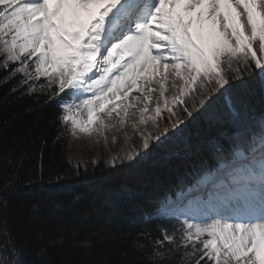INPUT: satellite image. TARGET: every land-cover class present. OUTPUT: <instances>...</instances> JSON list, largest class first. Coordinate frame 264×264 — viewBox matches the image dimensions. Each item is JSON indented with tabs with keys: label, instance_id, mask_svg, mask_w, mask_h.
Instances as JSON below:
<instances>
[{
	"label": "snow or ice",
	"instance_id": "1",
	"mask_svg": "<svg viewBox=\"0 0 264 264\" xmlns=\"http://www.w3.org/2000/svg\"><path fill=\"white\" fill-rule=\"evenodd\" d=\"M0 60V69L9 70L6 79L22 74L30 92L43 78L39 87L50 99L67 96L57 120L72 137L103 136L116 127L114 113L120 128L131 123L141 144L105 163L134 167L174 134L170 129L180 132L208 109L213 94L228 93L227 107L238 117L236 105H247L231 95L233 85L264 91V0H0ZM170 79L176 91L169 97ZM129 109L138 122L126 120ZM78 169L79 162L77 175ZM201 171L197 183H211L212 190L198 215L181 221L185 214H175L178 227L161 226L162 238L155 240L141 233L151 243L137 240L135 250L151 248L147 264H171L176 254L178 264H264V119L258 152L237 149L231 163ZM63 178L56 173L57 182ZM14 185L13 176L0 186V199ZM163 215H172L167 206ZM6 230V220L0 221V234ZM77 246L90 247L91 238ZM5 251L15 255L14 246ZM0 264L18 261L0 254Z\"/></svg>",
	"mask_w": 264,
	"mask_h": 264
},
{
	"label": "trees",
	"instance_id": "2",
	"mask_svg": "<svg viewBox=\"0 0 264 264\" xmlns=\"http://www.w3.org/2000/svg\"><path fill=\"white\" fill-rule=\"evenodd\" d=\"M7 77L9 70L0 69V186L13 176L15 185L0 199V221L8 226L0 234V249L14 246L15 255L0 254L18 264H147L151 248L145 252L133 246L137 240L151 243L141 233L155 240L162 238L161 226L178 227L173 218L154 216L160 200L201 177V169L210 171L236 149L249 148L264 119V91L254 86L242 92L233 85L231 95L247 105H236L238 117L226 107L228 93L213 94L208 109L185 121L180 132L170 129L174 134L142 163L113 167L105 161L141 140L118 150L98 149L93 156L74 152L67 129L57 120L58 99L67 96L50 99L39 87L43 78L30 92V85H21L22 74ZM56 173L64 177L59 182ZM89 237L90 247L77 246ZM178 260L174 255L171 264Z\"/></svg>",
	"mask_w": 264,
	"mask_h": 264
},
{
	"label": "rangeland",
	"instance_id": "3",
	"mask_svg": "<svg viewBox=\"0 0 264 264\" xmlns=\"http://www.w3.org/2000/svg\"><path fill=\"white\" fill-rule=\"evenodd\" d=\"M136 95V94H134ZM131 99V98H130ZM164 116V112L162 114ZM161 122L162 120H159V125L161 126ZM148 131H151L153 134L156 131V129L151 125L150 123V128L147 129ZM99 135L98 133H93L92 136L89 135V137L87 136H81L79 135V139H76L75 137H72L70 135V139H69V145L72 148V151L74 152H92L90 155H97L98 153H96V151L98 149H101L103 152L107 149H120V148H125L128 146L129 143H132L133 140L140 138V135L138 133H135V135L131 138L125 139L124 137H118L117 139H115L114 141H109L107 143H102L97 141V135ZM91 136V137H90ZM194 196V202L192 203V208L195 210V213H198V206H199V202L202 201L201 200V195L197 194V195H193ZM192 196V197H193ZM178 212H180L179 210L176 211L175 213L177 214ZM184 212V211H181ZM189 218L194 217L192 214H188L186 215Z\"/></svg>",
	"mask_w": 264,
	"mask_h": 264
},
{
	"label": "bare ground",
	"instance_id": "4",
	"mask_svg": "<svg viewBox=\"0 0 264 264\" xmlns=\"http://www.w3.org/2000/svg\"><path fill=\"white\" fill-rule=\"evenodd\" d=\"M171 79L167 82L166 87L168 89V91L166 92V96H171L174 91V89L171 88ZM154 87H156V85H154ZM136 94L135 92H133V95ZM157 96L158 93H154L153 94V99L152 101H150L149 107H154L155 103L157 101ZM131 98V97H130ZM129 98V99H130ZM131 102V99H130ZM137 107H142V104H140L139 101H135ZM162 103V101H161ZM118 117L115 116V113L113 114V118L110 121V123H115L116 127L112 128L111 130L105 129L103 136L101 135H97V141L102 142V143H107L109 141H114L113 137H115V139H117L118 137H124L125 139L131 138L132 135L134 136L135 133H138L136 129L132 128L131 123H127L125 124V126L123 128H120L118 125ZM139 116L136 113L135 109H129V115L126 118V120H130V121H134V122H138ZM145 126H141V129H143ZM150 128V123L147 125V129ZM81 136H87L86 134H80ZM89 136V135H88ZM105 137H107V139L105 140Z\"/></svg>",
	"mask_w": 264,
	"mask_h": 264
}]
</instances>
